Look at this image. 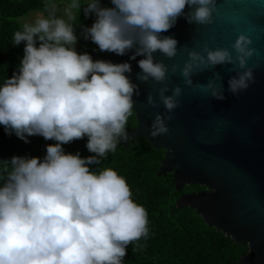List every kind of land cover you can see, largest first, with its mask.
I'll return each mask as SVG.
<instances>
[{
    "label": "clouds",
    "instance_id": "obj_1",
    "mask_svg": "<svg viewBox=\"0 0 264 264\" xmlns=\"http://www.w3.org/2000/svg\"><path fill=\"white\" fill-rule=\"evenodd\" d=\"M42 0V7L26 19L11 39L24 43L23 56L10 78L0 83V126L28 143L39 135L46 145L39 157L0 161V264H123L126 246L148 237L145 208L132 199L123 176L112 168H93L117 144L129 139L126 125L133 115L136 84L125 73L128 62L93 61L88 53L75 51L77 36L72 21L83 5V14L95 19L81 26V36L100 51L124 55L137 61L136 79L163 83L166 72L177 65L154 61L153 53L167 58L176 54L177 41L161 36L183 16L187 23L210 25L216 0ZM189 7L188 12L182 10ZM62 9V14L61 13ZM77 20V19H76ZM252 40L239 34L227 48L188 51L180 68L186 87H199L216 100L225 96L212 80L193 85L194 72L223 64H235L227 91L236 95L254 82L246 61L255 49ZM167 84L156 90L164 113H156L148 128L155 138L168 132L167 121L179 106L181 88L170 95ZM146 103L155 107L149 94ZM86 137L89 153H65L62 144ZM143 248L134 244L133 251Z\"/></svg>",
    "mask_w": 264,
    "mask_h": 264
},
{
    "label": "water",
    "instance_id": "obj_2",
    "mask_svg": "<svg viewBox=\"0 0 264 264\" xmlns=\"http://www.w3.org/2000/svg\"><path fill=\"white\" fill-rule=\"evenodd\" d=\"M217 11L210 25L189 24L183 16L161 36L177 41L176 54L167 58L153 53L154 61L169 67L177 65L175 73L166 72L163 83L136 79L141 70L137 56L129 61L133 50L124 55L99 51L92 60L113 64L128 62L126 76L137 85L140 95H133V113L136 126L127 129L128 146L145 138L150 145L164 152L158 175L172 174L176 191L183 187L200 186L204 190L188 193L176 200L177 207H188L199 215L204 224L221 232L234 243L246 246L248 251L232 264H264V0H216ZM188 12L186 5L182 10ZM88 22V27L91 26ZM252 40L255 49L246 61L252 67L254 82L248 88L232 95L227 91V80L234 76L235 64H223L194 72L193 85L212 80L225 99L216 100L199 87H186L180 68L187 60L188 51L201 52L204 45L210 50L227 48L239 34ZM203 55V53L201 52ZM167 84L165 95L174 86L181 88L179 106L172 110L167 121L168 132L153 138L148 128L156 113H164L156 90ZM151 94L156 106L146 103Z\"/></svg>",
    "mask_w": 264,
    "mask_h": 264
},
{
    "label": "trees",
    "instance_id": "obj_3",
    "mask_svg": "<svg viewBox=\"0 0 264 264\" xmlns=\"http://www.w3.org/2000/svg\"><path fill=\"white\" fill-rule=\"evenodd\" d=\"M42 7V0H0V83L17 71L23 56L24 43L13 46V33L20 28L17 19ZM83 5L77 12L73 23L79 37L89 41L87 51L90 56L99 52L90 45V39L81 36V26L88 27L95 17L83 14ZM80 54V53H79ZM136 126L134 113L129 117L126 130ZM28 143L15 134L6 135L0 126V161L17 157H39L45 154V146L55 141L45 140L39 135L28 136ZM86 137L74 139L62 144L65 153H79L81 157L94 155L85 147ZM164 152L153 148L143 137L124 146L117 144L113 152L106 154L99 165L93 168H112L123 176L128 184L132 199L142 205L147 212L148 237L126 246L123 264H232L248 248L234 243L221 232L207 227L201 217L188 207H177L176 200L188 193L203 191L200 186L183 187L176 191L172 183V174L158 175L159 163ZM134 244H143V248L133 251Z\"/></svg>",
    "mask_w": 264,
    "mask_h": 264
},
{
    "label": "rangeland",
    "instance_id": "obj_4",
    "mask_svg": "<svg viewBox=\"0 0 264 264\" xmlns=\"http://www.w3.org/2000/svg\"><path fill=\"white\" fill-rule=\"evenodd\" d=\"M58 3H61V0H57ZM100 3H101V6H104V7H111V4H110V0H100ZM35 14V12H29L25 15H23L22 17L18 18L17 19V22L21 24L24 22V20L26 19H31L32 16ZM62 14V9H61V13ZM73 23V21H72ZM74 24V23H73ZM75 25V24H74ZM73 27L75 28L76 26ZM75 30V29H74ZM74 33L76 34L77 36V40H76V43H75V51L79 54L83 51H87L88 50V47H89V41H86L84 42L78 35V33L76 31H74Z\"/></svg>",
    "mask_w": 264,
    "mask_h": 264
},
{
    "label": "flooded vegetation",
    "instance_id": "obj_5",
    "mask_svg": "<svg viewBox=\"0 0 264 264\" xmlns=\"http://www.w3.org/2000/svg\"><path fill=\"white\" fill-rule=\"evenodd\" d=\"M91 43H92V41L90 42V45H91ZM98 52H99V51H98ZM98 54H99V53H98ZM98 54H94V55H98ZM94 55H93V56H94ZM91 58H92V56H91ZM123 145H124V143H123Z\"/></svg>",
    "mask_w": 264,
    "mask_h": 264
}]
</instances>
